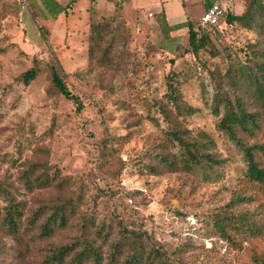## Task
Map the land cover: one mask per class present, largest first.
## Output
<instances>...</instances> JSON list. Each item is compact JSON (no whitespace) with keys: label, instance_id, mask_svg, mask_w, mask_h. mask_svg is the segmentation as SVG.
<instances>
[{"label":"rangeland","instance_id":"rangeland-1","mask_svg":"<svg viewBox=\"0 0 264 264\" xmlns=\"http://www.w3.org/2000/svg\"><path fill=\"white\" fill-rule=\"evenodd\" d=\"M247 1L222 3L239 13ZM253 2L261 14L258 27L221 19L210 32L209 47L196 55L170 52L183 32L167 39L164 22L147 12H95L92 21L102 25V35L90 40V28L82 26L74 29L81 36L71 33L60 44L57 39L65 35L60 37L58 23L55 42L48 46L30 25L28 37L19 24L12 29L14 40L24 44L0 52V179L18 186L31 207L58 195L72 197L76 214L49 240L18 238L0 227V264H41L46 244L73 240L83 218L112 222L114 232L120 222L146 231L176 264H256L255 253L264 256V190L247 179L243 152L218 127L223 105L215 109L217 91L221 98L236 93L250 110L261 108L240 72L242 62L264 57V0ZM53 55L83 102L80 112L50 83L45 63ZM34 56L42 71L25 85L21 74ZM170 70L180 71L181 97L195 108L192 114L173 111L167 103ZM171 129L199 142L207 135L217 162L193 169L165 164L157 155L175 162L180 153ZM242 138L264 143V120L252 136ZM29 163L58 169L63 184L29 189L22 180ZM240 215L256 232L232 229ZM220 221L228 223L231 238L224 236ZM94 232L86 234L96 237Z\"/></svg>","mask_w":264,"mask_h":264},{"label":"trees","instance_id":"trees-1","mask_svg":"<svg viewBox=\"0 0 264 264\" xmlns=\"http://www.w3.org/2000/svg\"><path fill=\"white\" fill-rule=\"evenodd\" d=\"M217 0L211 3L200 5L205 11ZM223 21L229 24L238 23L241 27L253 28L260 25L257 7L253 0L247 1L241 12L236 13L230 5H223ZM40 2V3H39ZM30 9L35 19H37L40 38L45 46L50 44L49 36L51 34V24L57 18L58 14L64 11L54 0H29ZM21 0H0V52L7 50V46H18L16 42L10 40V37L3 33V19L19 14L22 5ZM41 4L47 13L52 15V19L42 18ZM116 10L123 9L122 5L115 2ZM202 14V15H203ZM201 15V17H202ZM164 22V36L168 39L172 30L186 28L182 37L170 52L179 54L193 53L194 55L202 48H208L211 37L210 32L215 30L216 26L202 27L200 20L188 19L175 27L168 26L167 21L160 14L157 17ZM201 19V18H200ZM89 39L95 38V35H102V25L95 23L90 19ZM178 35V34H177ZM180 36V35H178ZM177 36V37H178ZM167 49V48H166ZM254 52L246 51L245 54L252 55ZM39 59L34 56L32 65L22 74L21 79L25 85L34 81L42 71L38 63ZM46 70L49 74L50 83L54 89L67 99L76 104V110L83 109V102L79 95L73 93L67 82V73L62 68L55 55L46 61ZM244 80H247L253 90L254 102L261 107L259 110H250L245 101L236 93L233 97L226 95L220 97V91H217L215 97V109L219 112L220 104L223 105L224 115L221 117L218 127L223 130L238 145L243 152L247 164L246 177L251 182L257 184L264 190V143L254 141L246 143L242 137L254 134L257 128H260L261 120H264V57L260 60H250L249 63L240 64ZM180 71L170 70L166 76V92L164 97L171 110L180 114H192L195 108L182 100L180 91ZM170 137L177 142L180 150L176 155L177 161H172L168 157L157 155L160 160L170 167L182 165L186 169H193L197 166H204L209 162H217V158L211 152L213 140L207 135V139L202 142L188 138L182 129H171ZM244 134V135H242ZM41 167V174L35 175L37 168ZM23 183L32 189L36 184H45L50 186L52 182L63 184L65 180L60 175L58 169L51 170L41 163H29L23 171ZM238 200L243 199L240 194ZM76 202L72 197H63L61 195L47 201L39 203L36 207L28 205V199L25 193L19 191L18 186L13 182L0 179V227L8 234L21 238V235H29L36 240H49L55 231L65 228L72 216L76 214ZM246 216L240 215L235 219L236 223L232 229L238 231L256 232L257 227L248 224L245 221ZM226 238H231L228 233V223L216 222ZM114 232L112 222H97L96 219H82L81 233L76 235L73 240L66 242H48L46 244V254L41 264H176L165 251L155 246L146 231H136L129 226L121 225ZM94 230L96 237L88 236L86 232ZM25 238V237H22ZM98 238L100 241L97 242ZM253 261L256 264H264V256L255 253Z\"/></svg>","mask_w":264,"mask_h":264},{"label":"crops","instance_id":"crops-1","mask_svg":"<svg viewBox=\"0 0 264 264\" xmlns=\"http://www.w3.org/2000/svg\"><path fill=\"white\" fill-rule=\"evenodd\" d=\"M24 2L19 14L15 17L8 16L3 21V33L10 37V40L16 42L19 46H22L24 42L15 41L14 34L17 30L13 28L21 27L22 36L26 37L28 34V28L26 25L32 27V34L40 37L39 26L37 19L34 18L32 10L30 9L29 0H21ZM59 6L64 8V11L60 12L57 18L51 24V34L49 36L50 42H55L53 35L55 29L60 23L61 32L60 37L64 33V39L58 38L57 44L64 43L66 39L73 33V37L78 35L79 31L74 29H80L82 26L89 28L88 21L94 16V13L107 14L116 11L115 2L122 5L123 9L130 13L131 16L138 15L139 12L151 13L154 17H158L160 14L167 21L168 26L175 27L178 24L184 23L188 17L190 19L197 20L201 18L203 14L205 3H211L213 0H54ZM40 3V2H39ZM203 4L204 8L200 5ZM42 18L52 19V15L44 10L41 4ZM147 9V10H146ZM45 18V19H46ZM36 23V24H35ZM181 30L183 33L186 31L185 27L180 29H174L171 32L172 36ZM73 31V32H70ZM19 32V31H18ZM27 34V35H26ZM180 34V33H178ZM28 37V36H27ZM22 39V37H21ZM60 40V41H59ZM43 41V40H42ZM43 44L45 45L44 41Z\"/></svg>","mask_w":264,"mask_h":264},{"label":"built area","instance_id":"built-area-1","mask_svg":"<svg viewBox=\"0 0 264 264\" xmlns=\"http://www.w3.org/2000/svg\"><path fill=\"white\" fill-rule=\"evenodd\" d=\"M223 16L224 9L220 1L217 0L202 15L200 19L201 26L206 28L211 25H217Z\"/></svg>","mask_w":264,"mask_h":264}]
</instances>
